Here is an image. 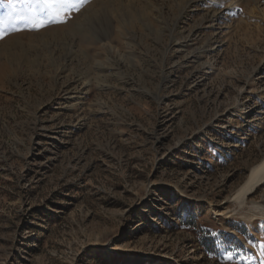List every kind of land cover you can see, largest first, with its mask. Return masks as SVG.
Listing matches in <instances>:
<instances>
[{"label":"rangeland","instance_id":"1","mask_svg":"<svg viewBox=\"0 0 264 264\" xmlns=\"http://www.w3.org/2000/svg\"><path fill=\"white\" fill-rule=\"evenodd\" d=\"M41 7L0 0V264H264V0Z\"/></svg>","mask_w":264,"mask_h":264},{"label":"bare ground","instance_id":"2","mask_svg":"<svg viewBox=\"0 0 264 264\" xmlns=\"http://www.w3.org/2000/svg\"><path fill=\"white\" fill-rule=\"evenodd\" d=\"M182 12H185V11H182ZM197 28H198V26H197ZM211 36H212V34H211ZM213 38H215V37H213ZM208 40L210 41V39H208ZM211 42H212V40H211ZM209 44H211V43H209ZM106 45H107L106 43L102 44L103 47H106ZM251 167L252 168H251L250 173L248 174L247 180L245 181V183L243 185L238 187V189L236 191L235 199H236V201L241 202L242 205H244V204L248 205L247 208H248V212L251 215L250 217H253V216L255 217V215H258V214H260L264 217V200L262 202H259V201L254 200V199H250V197H249L261 185L264 186V157L261 160H258L255 164H252Z\"/></svg>","mask_w":264,"mask_h":264},{"label":"snow or ice","instance_id":"3","mask_svg":"<svg viewBox=\"0 0 264 264\" xmlns=\"http://www.w3.org/2000/svg\"><path fill=\"white\" fill-rule=\"evenodd\" d=\"M21 2H28V0H7V6L10 8L15 9L17 7V5ZM36 2L38 4H40L41 10L43 11L44 9L48 10L49 13V22L55 21V22H64L63 20H55L56 16H58L60 14V10L62 7H68L71 6L73 8H77L78 10V6L79 5H83V3L86 2V0H78V4L75 3H71L70 0H36ZM220 7H223V5H219ZM29 11L31 12V18H30V23L32 24V26L36 27V28H42L47 26V23L44 19H41L35 8L30 6L29 7ZM19 30V29H17ZM4 32L0 31V39L3 38ZM229 259H231V257H228Z\"/></svg>","mask_w":264,"mask_h":264}]
</instances>
